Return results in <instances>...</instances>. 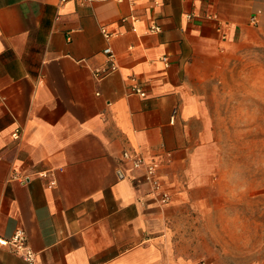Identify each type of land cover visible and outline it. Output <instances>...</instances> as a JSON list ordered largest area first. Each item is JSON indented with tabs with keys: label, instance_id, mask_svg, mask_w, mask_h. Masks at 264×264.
I'll list each match as a JSON object with an SVG mask.
<instances>
[{
	"label": "crops",
	"instance_id": "0c3cea01",
	"mask_svg": "<svg viewBox=\"0 0 264 264\" xmlns=\"http://www.w3.org/2000/svg\"><path fill=\"white\" fill-rule=\"evenodd\" d=\"M262 33L264 0H0V239L31 253L0 264H264L207 94Z\"/></svg>",
	"mask_w": 264,
	"mask_h": 264
},
{
	"label": "rangeland",
	"instance_id": "374dc122",
	"mask_svg": "<svg viewBox=\"0 0 264 264\" xmlns=\"http://www.w3.org/2000/svg\"><path fill=\"white\" fill-rule=\"evenodd\" d=\"M207 90L226 160V191L231 197L242 193L244 219L258 204L259 223L264 225V33L260 44L245 49Z\"/></svg>",
	"mask_w": 264,
	"mask_h": 264
},
{
	"label": "built area",
	"instance_id": "2783aa9c",
	"mask_svg": "<svg viewBox=\"0 0 264 264\" xmlns=\"http://www.w3.org/2000/svg\"><path fill=\"white\" fill-rule=\"evenodd\" d=\"M65 0H62V2ZM116 2H122L124 0H115ZM150 31L155 33L159 31V28L156 26H152L150 28ZM101 34L104 37V39H106L107 41H109L113 35L111 33H108L104 28L101 29ZM102 54L106 57L107 62H108V68L104 69V70H96L93 73L94 78H96L97 80H102L105 77H107L109 74H111L112 72L116 71V66L114 64L113 61V55L111 52V49L109 47H106L103 51ZM163 63H167L165 58L161 59ZM130 93L133 95H137L140 98H145L146 97V93L138 86L134 85L131 89H130ZM13 138L17 139L18 138V132H14L12 134ZM124 158H129L127 154L124 155ZM133 166L135 169H139V168H144L145 169V178L148 181V183L150 184L151 190L154 193H157L158 195H160L161 197V203L162 204H166L168 202V195L166 193H164L163 191H161V184L158 181V179L156 178V169L154 167V165L152 164H147L144 159L142 157H136L135 159H133ZM29 179L28 178H24L21 180V182L26 183L28 182ZM53 184V183H51ZM24 233L20 230L16 231L14 233V235L12 236V238L10 240L4 241L0 239V244L2 245H7L9 247H11L14 251H22L24 252V257L30 261L31 260V253L25 250V246H24Z\"/></svg>",
	"mask_w": 264,
	"mask_h": 264
}]
</instances>
